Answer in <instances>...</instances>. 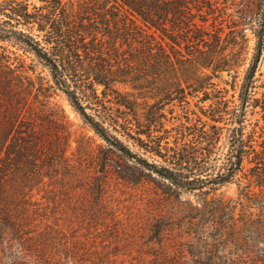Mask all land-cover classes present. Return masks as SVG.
Instances as JSON below:
<instances>
[{
    "label": "trees",
    "instance_id": "obj_1",
    "mask_svg": "<svg viewBox=\"0 0 264 264\" xmlns=\"http://www.w3.org/2000/svg\"><path fill=\"white\" fill-rule=\"evenodd\" d=\"M40 1L0 0V40L7 43H0V264L73 262L68 256L51 261L46 252L51 234L41 230V222L31 220L34 191L42 190L45 178H51L67 158L69 143L59 145L58 138L51 142L45 131L47 124L57 128L68 122L65 114L56 116L50 102L51 94L58 90L68 95L84 121L109 145L132 156L123 137L133 140L154 157L151 161L137 156L142 166L173 186L206 196L209 208H205L213 209V215L224 223L217 237L234 240L242 251L197 264H264V91L262 96L251 93L264 53V0L255 28V52L242 83L235 119L226 117L221 95L211 97L209 86L201 84L202 100H212L208 108L202 107L206 118L199 115L198 122H180L170 128L165 126L167 115L161 102L183 101L182 83L179 88L165 89L154 102L147 100L143 118L136 109L138 101L120 85L143 89L144 80L136 78L134 57L146 52L141 58L147 62L146 68L155 65L156 32L167 35L168 25L183 28V0ZM100 33L118 35L120 46L107 45ZM171 47L180 53L176 60L181 61L182 51ZM160 49L176 69L169 51L163 45ZM20 54L33 57L49 71L50 78L40 74L37 83L30 73H36L35 65H27ZM249 105L261 116L247 122ZM229 121L238 125H222ZM230 184L236 185V197L208 200ZM227 211L232 216L222 215Z\"/></svg>",
    "mask_w": 264,
    "mask_h": 264
},
{
    "label": "rangeland",
    "instance_id": "obj_2",
    "mask_svg": "<svg viewBox=\"0 0 264 264\" xmlns=\"http://www.w3.org/2000/svg\"><path fill=\"white\" fill-rule=\"evenodd\" d=\"M261 1L183 0V28L168 25L166 31L176 43L159 30L156 32L159 46L152 50L155 65L146 68L147 62L141 59L146 52H137L134 57L136 78L144 80L143 89L120 85L138 101L136 109L140 116L143 118L147 100L154 102L165 89L179 88L182 83L183 101L161 102L167 115L165 126L198 122L199 115L206 118L202 107L208 108L212 102L202 100L200 85L206 84L211 97L221 95L228 110L226 117L234 120L242 83L255 52V28L262 13ZM100 36L107 39L111 47L121 44L118 35L100 33ZM137 36L141 35L137 33ZM0 43L7 44L1 40ZM171 44L182 51L181 61L176 60L180 53L173 51ZM161 45L175 59L176 69L167 63ZM126 47L125 44L123 48ZM118 54L122 56L124 51L121 49ZM20 55L27 65H35L36 73L30 71L35 78L40 74L50 78L49 71L33 57ZM148 59L152 57L148 55ZM207 75L212 78H206ZM255 80L256 87L251 93L262 96L264 53ZM51 95L56 116L65 114L68 122L58 129L47 124V140L52 142L58 138L57 144L63 146L69 143L67 158L57 166L51 178H45L43 189L34 191L36 202L31 208L32 222H41V230L51 234L46 243L51 261L68 256L73 261L70 264H197L219 254L232 257L234 252L242 251L234 240L221 241L217 237L224 223L219 215H213V209H208L205 195L198 190L186 191L173 186L158 173L142 166L137 156L151 161L154 157L133 140L123 137L132 156L109 145L84 121L65 92L58 90ZM260 116L251 105L247 106V122ZM230 121L222 125H238ZM175 133L171 131L172 135ZM217 196L236 197V185L222 186L216 195H209L208 200ZM239 213L237 209L236 216ZM222 215L232 216L230 211Z\"/></svg>",
    "mask_w": 264,
    "mask_h": 264
}]
</instances>
